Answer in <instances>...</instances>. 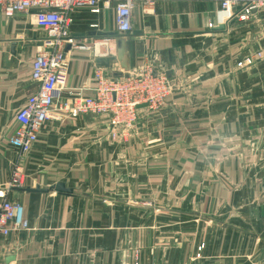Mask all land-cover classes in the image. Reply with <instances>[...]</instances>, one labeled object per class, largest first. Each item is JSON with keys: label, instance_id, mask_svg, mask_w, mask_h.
<instances>
[{"label": "crops", "instance_id": "obj_1", "mask_svg": "<svg viewBox=\"0 0 264 264\" xmlns=\"http://www.w3.org/2000/svg\"><path fill=\"white\" fill-rule=\"evenodd\" d=\"M119 1L72 11V36L93 47L66 48L60 99L95 94L105 38L116 56L125 40L128 73L152 64L180 87L130 129L103 115L50 119L26 155L11 139L37 89L45 32L37 9L0 11V202H20L29 220L0 237V264H264V60L237 65L264 50V11L216 30L221 0H133L132 30L121 34ZM13 42L24 43L15 55ZM111 65L110 76L127 73ZM16 167L24 186L10 188ZM58 182L72 194L25 190Z\"/></svg>", "mask_w": 264, "mask_h": 264}, {"label": "built area", "instance_id": "obj_2", "mask_svg": "<svg viewBox=\"0 0 264 264\" xmlns=\"http://www.w3.org/2000/svg\"><path fill=\"white\" fill-rule=\"evenodd\" d=\"M100 0H0V11L7 17L16 13L37 9L36 22L45 32L41 39L37 55L32 63L31 78L37 89L17 111L18 127L11 139L13 147L21 155H26L35 147L39 135L50 119L64 120L77 118L85 114L107 116L113 126L132 128L139 119L138 106L140 101H129L123 93L119 77L110 76L102 68L95 71L97 86L93 96L81 94L61 100V92L67 83L69 69L66 63V48L70 45L75 49L90 50V45L79 44L70 31L71 13L77 8L88 7L99 12ZM133 0H121L116 5V27L118 33L124 34L132 30ZM258 11H264V0H221L216 12L217 26L228 25L233 20L246 21ZM111 39H103L106 44V56L114 55L115 48L110 46ZM97 52L96 55H102ZM264 60V50H255L237 65L239 68L255 65ZM149 64L144 73L128 75V81L134 79V89L153 88L161 100L165 98L172 86L167 74L156 72ZM123 78L122 80H124ZM144 81V82H143ZM142 91V94L144 95ZM148 102L155 105L160 99L147 96ZM23 173L16 167L10 182V188L23 187ZM0 202V237L15 232L29 230V220L25 216L24 206L20 202L5 197ZM204 245L199 250L204 249ZM200 256V254H199ZM2 249L0 247V260ZM135 264H140L137 260Z\"/></svg>", "mask_w": 264, "mask_h": 264}, {"label": "rangeland", "instance_id": "obj_3", "mask_svg": "<svg viewBox=\"0 0 264 264\" xmlns=\"http://www.w3.org/2000/svg\"><path fill=\"white\" fill-rule=\"evenodd\" d=\"M148 66H149V64L145 65L142 69H139V70L132 72V73H129V74H131V77H134V75L136 73H139V72H140V74L144 73V71L147 69ZM153 67L157 70L156 72L162 73V74H167L168 80L170 81V85L172 86L171 90L168 92V94L165 96V98L163 100H161V96L158 95L157 92L154 91L153 88H147L148 92L145 94V92H144L145 88L144 87H141V89H134L133 88L134 87L133 86L134 85V79L132 81H128V76L126 77L125 74L122 76H119V79H121V86L123 88L125 87V91H123V93L127 95V99L130 102L135 101V100L140 101V104L138 106L139 115H140L141 109H143V108L148 109V111L151 113H154V112L156 113V112H160L161 110H163L164 107L168 104L169 97L172 95V93H174L180 87L179 80L176 79V82L172 81L166 70L159 69L155 66H153ZM249 67H251V66H249ZM123 78H125V79L122 80ZM142 91L144 92V95L142 94ZM147 96H150V97L153 96L154 99H160V100L155 105L154 102H148ZM233 151L234 150H232V152ZM23 178H24V176H23ZM199 254H200V256H199ZM201 255H202L201 251H199L197 257L200 258Z\"/></svg>", "mask_w": 264, "mask_h": 264}, {"label": "water", "instance_id": "obj_4", "mask_svg": "<svg viewBox=\"0 0 264 264\" xmlns=\"http://www.w3.org/2000/svg\"><path fill=\"white\" fill-rule=\"evenodd\" d=\"M226 26L225 25H220L218 27H216V30H225ZM23 42H13V45L11 47V54L15 55L16 54V47L18 45H23ZM40 45H42V43H40ZM121 63L122 68L125 70V76L127 77L129 75V67L128 64L126 62V50H125V40L123 38H119L117 40V56L116 55H111V56H106V57H98L96 59V65L100 68H111L112 67V63H117V62ZM15 188H19V187H15ZM27 192H40V193H48L51 191H56L60 194H72L73 189L69 188L66 186L65 183L63 182H58L55 185H53L52 187H50L49 189H45V188H41L40 186L35 187V188H26L25 189ZM15 260V257H8L7 258V262L8 264Z\"/></svg>", "mask_w": 264, "mask_h": 264}]
</instances>
